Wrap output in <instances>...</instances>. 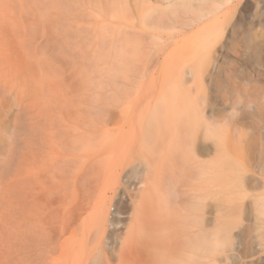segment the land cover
<instances>
[{"label": "rangeland", "instance_id": "rangeland-1", "mask_svg": "<svg viewBox=\"0 0 264 264\" xmlns=\"http://www.w3.org/2000/svg\"><path fill=\"white\" fill-rule=\"evenodd\" d=\"M0 264H264V0H0Z\"/></svg>", "mask_w": 264, "mask_h": 264}]
</instances>
